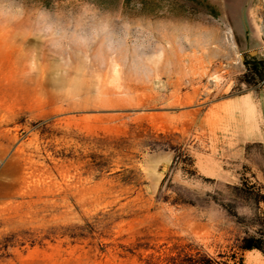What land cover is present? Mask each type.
I'll use <instances>...</instances> for the list:
<instances>
[{
    "label": "rangeland",
    "instance_id": "rangeland-1",
    "mask_svg": "<svg viewBox=\"0 0 264 264\" xmlns=\"http://www.w3.org/2000/svg\"><path fill=\"white\" fill-rule=\"evenodd\" d=\"M253 61L264 0H0V264H264Z\"/></svg>",
    "mask_w": 264,
    "mask_h": 264
},
{
    "label": "trees",
    "instance_id": "trees-1",
    "mask_svg": "<svg viewBox=\"0 0 264 264\" xmlns=\"http://www.w3.org/2000/svg\"><path fill=\"white\" fill-rule=\"evenodd\" d=\"M258 63L253 61L251 63H248V66L250 69L254 70V72L259 75L261 78L264 77V67L263 70L258 67ZM240 249L242 250H253L257 249L261 251L264 254V221L261 222V227L255 231H253L252 234H249L248 232L242 237L241 243L239 245ZM209 263L208 264H215L216 261H214L212 258H208Z\"/></svg>",
    "mask_w": 264,
    "mask_h": 264
},
{
    "label": "bare ground",
    "instance_id": "bare-ground-1",
    "mask_svg": "<svg viewBox=\"0 0 264 264\" xmlns=\"http://www.w3.org/2000/svg\"><path fill=\"white\" fill-rule=\"evenodd\" d=\"M252 255V253L248 255L247 264H260Z\"/></svg>",
    "mask_w": 264,
    "mask_h": 264
},
{
    "label": "water",
    "instance_id": "water-1",
    "mask_svg": "<svg viewBox=\"0 0 264 264\" xmlns=\"http://www.w3.org/2000/svg\"><path fill=\"white\" fill-rule=\"evenodd\" d=\"M251 53H253V51H250Z\"/></svg>",
    "mask_w": 264,
    "mask_h": 264
}]
</instances>
